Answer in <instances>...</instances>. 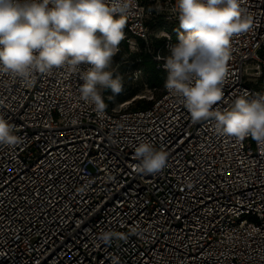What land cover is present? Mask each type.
I'll return each instance as SVG.
<instances>
[{
	"label": "built area",
	"instance_id": "built-area-1",
	"mask_svg": "<svg viewBox=\"0 0 264 264\" xmlns=\"http://www.w3.org/2000/svg\"><path fill=\"white\" fill-rule=\"evenodd\" d=\"M242 8L253 26L232 38L221 109L264 95V0ZM177 17V0H133L125 13L123 41L142 43L165 80L157 57L178 43ZM82 83L66 68L30 86L0 74V115L22 137L0 146V264H264V149L193 123L164 84L144 108L99 116ZM145 141L169 153L156 174L136 169ZM105 230L126 238L105 244Z\"/></svg>",
	"mask_w": 264,
	"mask_h": 264
},
{
	"label": "clouds",
	"instance_id": "clouds-1",
	"mask_svg": "<svg viewBox=\"0 0 264 264\" xmlns=\"http://www.w3.org/2000/svg\"><path fill=\"white\" fill-rule=\"evenodd\" d=\"M132 2L0 0V74L30 86L35 73L54 68L79 72L83 81L80 98L103 116L105 90L119 94L123 88V76L112 66L125 39V13ZM242 3L177 0V19L183 31L178 43L167 46L168 55L157 59L164 61L162 67L167 71L165 89L179 98L193 123L211 119L219 133L240 140L251 137L264 149V95L250 97L245 91L229 107H214L224 96L222 85L232 56V38L253 26V15ZM15 133V126L0 115V146L21 144L22 137ZM134 155L137 171L156 174L166 167L169 153L145 141L135 147ZM125 238L115 230L98 234L105 244Z\"/></svg>",
	"mask_w": 264,
	"mask_h": 264
},
{
	"label": "rangeland",
	"instance_id": "rangeland-1",
	"mask_svg": "<svg viewBox=\"0 0 264 264\" xmlns=\"http://www.w3.org/2000/svg\"><path fill=\"white\" fill-rule=\"evenodd\" d=\"M128 45L121 42L120 50L113 58V70L123 76L124 84L119 94H113L111 89L105 90L103 95L108 107L138 109L154 100L160 93V87L152 88L148 84L145 66L140 62L143 58L141 53L146 51L144 45L139 43L134 50Z\"/></svg>",
	"mask_w": 264,
	"mask_h": 264
},
{
	"label": "trees",
	"instance_id": "trees-1",
	"mask_svg": "<svg viewBox=\"0 0 264 264\" xmlns=\"http://www.w3.org/2000/svg\"><path fill=\"white\" fill-rule=\"evenodd\" d=\"M122 43L126 46V42L125 41H122ZM160 43H161V40H156V39L153 40L152 43H151L152 50H156ZM141 54H143V58L141 59L140 62H142V64L145 66L146 73H147V76H148V84L152 88L153 87L154 88L160 87V93H161V90L163 88V84L165 82V73L162 71V69H158L156 67V63L152 59L151 53H149L146 50L144 53H141ZM151 103H152V101L147 103L145 106L140 107V108H144V107L150 105ZM135 109H137V108H135Z\"/></svg>",
	"mask_w": 264,
	"mask_h": 264
}]
</instances>
